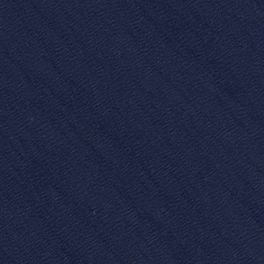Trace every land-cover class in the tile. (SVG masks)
Segmentation results:
<instances>
[{
  "label": "water",
  "instance_id": "1",
  "mask_svg": "<svg viewBox=\"0 0 264 264\" xmlns=\"http://www.w3.org/2000/svg\"><path fill=\"white\" fill-rule=\"evenodd\" d=\"M0 264H264V0H0Z\"/></svg>",
  "mask_w": 264,
  "mask_h": 264
}]
</instances>
